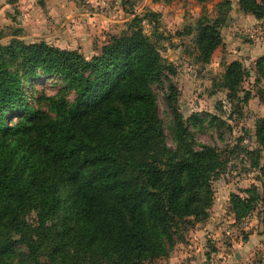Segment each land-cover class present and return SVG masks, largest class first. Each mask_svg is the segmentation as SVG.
<instances>
[{
    "label": "trees",
    "instance_id": "trees-1",
    "mask_svg": "<svg viewBox=\"0 0 264 264\" xmlns=\"http://www.w3.org/2000/svg\"><path fill=\"white\" fill-rule=\"evenodd\" d=\"M238 5L264 17L259 0ZM156 17L133 14L128 30L90 59L44 40L12 36L0 45V264H146L169 253L190 218L208 216L211 182L226 161L213 146L195 147L177 105L175 68L140 26ZM194 30L198 59L207 62L220 44L218 20L200 17L185 33ZM38 75L59 77L73 98L32 105L26 87ZM242 75L239 61L221 75L230 100ZM153 83L165 88L173 146ZM254 135L262 189L231 194L238 215L264 205V117Z\"/></svg>",
    "mask_w": 264,
    "mask_h": 264
},
{
    "label": "rangeland",
    "instance_id": "rangeland-1",
    "mask_svg": "<svg viewBox=\"0 0 264 264\" xmlns=\"http://www.w3.org/2000/svg\"><path fill=\"white\" fill-rule=\"evenodd\" d=\"M74 1L83 9L54 16L46 11L30 12L24 0H0V45H6L12 36L29 42L44 40L90 59L111 36L128 30L125 21L133 14L156 12L155 20L146 18L140 26L175 68L171 80L178 92L177 105L195 147L213 146L226 161L211 182L213 201L208 216L190 218L191 223L181 230L182 238L175 240L169 253L146 264H264V205L257 201L238 215L243 208L231 200V194L241 198L252 195L246 190L253 185L258 193L262 189L253 164L256 155L251 151L258 148L255 121L264 117V17L255 19L245 13L238 0ZM259 1L264 5V0ZM87 17L91 22H86ZM200 17L218 20L220 44L207 62L198 59L195 30L185 33ZM232 61L241 63L243 75L236 97L230 100L220 82ZM152 89L166 141L173 146L165 88L153 83ZM26 90L32 105L37 106L39 100L42 107L46 97L64 95L71 100L74 95L53 75L34 77ZM6 118L14 120L15 116L6 114ZM29 220H35L33 213Z\"/></svg>",
    "mask_w": 264,
    "mask_h": 264
},
{
    "label": "crops",
    "instance_id": "crops-1",
    "mask_svg": "<svg viewBox=\"0 0 264 264\" xmlns=\"http://www.w3.org/2000/svg\"><path fill=\"white\" fill-rule=\"evenodd\" d=\"M38 1L39 0H24V7L32 13L41 14L43 11H46L47 14L54 16L62 14L68 15L75 9H83L82 5L77 4L74 0H44L43 7L38 4ZM86 22H91V17H87Z\"/></svg>",
    "mask_w": 264,
    "mask_h": 264
},
{
    "label": "water",
    "instance_id": "water-1",
    "mask_svg": "<svg viewBox=\"0 0 264 264\" xmlns=\"http://www.w3.org/2000/svg\"><path fill=\"white\" fill-rule=\"evenodd\" d=\"M38 4L43 7L44 6V0H39Z\"/></svg>",
    "mask_w": 264,
    "mask_h": 264
}]
</instances>
